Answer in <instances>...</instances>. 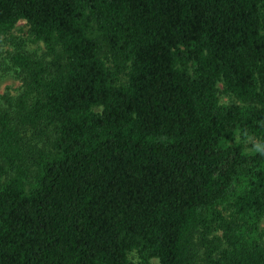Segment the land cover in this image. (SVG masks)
<instances>
[{"label": "trees", "instance_id": "16d2710c", "mask_svg": "<svg viewBox=\"0 0 264 264\" xmlns=\"http://www.w3.org/2000/svg\"><path fill=\"white\" fill-rule=\"evenodd\" d=\"M0 43V264H264V0H0Z\"/></svg>", "mask_w": 264, "mask_h": 264}, {"label": "rangeland", "instance_id": "374dc122", "mask_svg": "<svg viewBox=\"0 0 264 264\" xmlns=\"http://www.w3.org/2000/svg\"><path fill=\"white\" fill-rule=\"evenodd\" d=\"M26 23L24 19H20L15 27L12 29L13 34L21 36L24 35L26 31ZM10 49V46L6 43H0V100H2V95L9 94L15 95L19 91L20 80L14 72L9 70L2 62V56H5L7 51ZM222 100L227 101L228 98L226 95H222ZM264 224V219H263ZM129 258L136 262L138 256L135 251L129 253ZM150 264H159L157 258H152Z\"/></svg>", "mask_w": 264, "mask_h": 264}]
</instances>
